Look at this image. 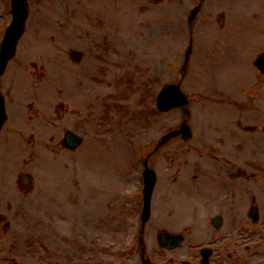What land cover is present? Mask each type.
I'll return each mask as SVG.
<instances>
[{"label":"rangeland","instance_id":"1","mask_svg":"<svg viewBox=\"0 0 264 264\" xmlns=\"http://www.w3.org/2000/svg\"><path fill=\"white\" fill-rule=\"evenodd\" d=\"M199 1L28 0L30 13L26 32L6 73L14 87L22 78L27 95L22 91L24 98H16L9 103V113H19L13 115L10 125H6L9 134L5 130L0 168L15 164L17 168L9 179L18 169L33 177L31 197L35 200L28 203V217L23 220L27 212L22 210L15 211L11 217L15 218V225L18 222L27 225L30 220L38 226L40 233L45 229V238L49 239L47 260L50 263L57 264L58 252L68 257L66 252L71 251V245H74L78 258L91 255L90 264H100L98 257L104 259V264H113L130 240L134 232V201H123L121 195L124 189L134 190L135 170L130 166L132 159L138 162L140 153L127 158L129 136L125 131L162 133L166 127L181 120L180 110L153 113L150 104H153L156 88L181 78L190 35L187 17ZM9 21V0H0V37ZM226 33L236 35L225 42L216 41ZM101 35H108L110 58L119 62V65L109 62L110 65L105 66L109 67L111 76L119 70L120 60L127 52L135 56L136 61L124 59L128 66L134 62L140 70L135 89L121 87L109 90L110 96L120 98V105L125 109L118 114L112 110L110 117L115 114L120 120L110 119V124L101 119L105 115L104 105L94 97L91 102L94 117L88 132L90 138L75 151L53 152L49 148L52 147L50 137H59V132L53 131L52 126L54 113L59 111V108H54L58 100L35 97L33 88L36 84L39 88L61 84L69 94L61 96V108L67 107L70 112L77 101L72 100L69 87L88 76L90 64L86 61L93 54L91 39L100 40ZM213 39L214 42L210 41ZM193 40L186 75L190 86L205 84L206 80L240 84L255 80L252 57L254 50L264 45V0H203L194 20ZM127 44L132 48L127 50ZM70 48L83 49L87 56L83 67L73 74L67 59ZM133 77V72L127 74L130 80ZM199 91H195L193 98L200 96ZM85 92L89 97L90 91ZM101 93V90L97 92ZM87 99L85 97L84 101ZM31 103L33 107L29 106ZM36 110L46 113H36ZM67 124L71 125L72 121ZM107 129L120 132L118 140L101 143ZM31 133L35 134V140L30 137ZM96 135L100 141L92 139ZM33 141L38 143L35 147L32 146ZM93 143L97 144L93 146ZM119 145L122 146L121 155L114 150ZM11 183L14 189L8 187L9 191H15L16 196L22 194L17 183ZM39 196L44 197V202ZM58 210L67 217L59 220ZM72 211L78 212L69 223ZM35 236L32 232L31 237ZM86 243L91 245L87 248ZM59 245L67 250H62ZM35 258L33 252L31 259Z\"/></svg>","mask_w":264,"mask_h":264},{"label":"flooded vegetation","instance_id":"2","mask_svg":"<svg viewBox=\"0 0 264 264\" xmlns=\"http://www.w3.org/2000/svg\"><path fill=\"white\" fill-rule=\"evenodd\" d=\"M98 62L90 60L91 80L103 73L102 67H95ZM95 84L99 82L90 81V88ZM225 101L245 120L232 115L229 124L216 130L183 133V162L177 174L183 178L188 211L182 217L187 226L182 227L180 245L169 250L174 259L168 263L188 264L178 262L183 256L192 264H264V162H258L264 159L251 160L254 152L264 156V124L251 118L246 102L230 96ZM74 114L79 118V111ZM255 130L260 134L243 137ZM62 143L58 140L55 146Z\"/></svg>","mask_w":264,"mask_h":264},{"label":"water","instance_id":"3","mask_svg":"<svg viewBox=\"0 0 264 264\" xmlns=\"http://www.w3.org/2000/svg\"><path fill=\"white\" fill-rule=\"evenodd\" d=\"M14 1V19L11 27L8 29V33L4 39L3 45H11L10 49H13L17 39L22 33L24 18L26 16V4L24 0H13ZM262 59V58H261Z\"/></svg>","mask_w":264,"mask_h":264}]
</instances>
